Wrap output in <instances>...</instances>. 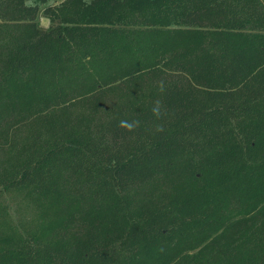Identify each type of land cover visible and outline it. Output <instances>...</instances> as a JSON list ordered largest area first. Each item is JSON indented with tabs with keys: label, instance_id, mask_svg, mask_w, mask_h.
I'll list each match as a JSON object with an SVG mask.
<instances>
[{
	"label": "trees",
	"instance_id": "trees-1",
	"mask_svg": "<svg viewBox=\"0 0 264 264\" xmlns=\"http://www.w3.org/2000/svg\"><path fill=\"white\" fill-rule=\"evenodd\" d=\"M16 190L0 264H264V0H0Z\"/></svg>",
	"mask_w": 264,
	"mask_h": 264
},
{
	"label": "rangeland",
	"instance_id": "rangeland-1",
	"mask_svg": "<svg viewBox=\"0 0 264 264\" xmlns=\"http://www.w3.org/2000/svg\"><path fill=\"white\" fill-rule=\"evenodd\" d=\"M61 0H48L50 4H58ZM38 24L41 27L48 26L49 22L47 17L40 9L38 13ZM0 203L5 206L8 214L15 224L20 226V230L26 228H32L34 226V214L35 210L32 204L28 201L23 191H3L0 192Z\"/></svg>",
	"mask_w": 264,
	"mask_h": 264
},
{
	"label": "clouds",
	"instance_id": "clouds-1",
	"mask_svg": "<svg viewBox=\"0 0 264 264\" xmlns=\"http://www.w3.org/2000/svg\"><path fill=\"white\" fill-rule=\"evenodd\" d=\"M158 88H159V91L161 93L164 92L165 86H164L163 81H161L158 84ZM151 113H152V116L155 120L162 119V117L166 114L165 109L163 107V104L160 100H157L154 102V104L151 107ZM139 125H140V122L138 120L129 121L126 119H122L118 123V127L120 129H123V130L128 131V132L136 131V129L139 127ZM156 131H158V132L163 131V127L157 126Z\"/></svg>",
	"mask_w": 264,
	"mask_h": 264
}]
</instances>
